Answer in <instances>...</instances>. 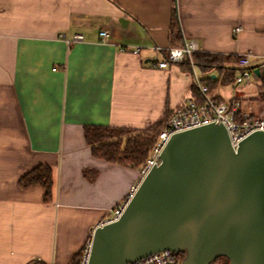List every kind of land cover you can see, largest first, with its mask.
<instances>
[{
    "label": "crops",
    "instance_id": "1",
    "mask_svg": "<svg viewBox=\"0 0 264 264\" xmlns=\"http://www.w3.org/2000/svg\"><path fill=\"white\" fill-rule=\"evenodd\" d=\"M175 14L182 44L195 41L225 72L249 55L264 73V0H0V264H71L139 182L140 170L92 155L86 127L146 130L200 100L187 63L152 66L166 60L154 47H173ZM75 35L84 41L68 44ZM132 47L142 51H121ZM208 74L210 92L224 86L222 71ZM232 88L229 101L211 97L264 118L259 88ZM43 166L50 202L19 185Z\"/></svg>",
    "mask_w": 264,
    "mask_h": 264
},
{
    "label": "water",
    "instance_id": "2",
    "mask_svg": "<svg viewBox=\"0 0 264 264\" xmlns=\"http://www.w3.org/2000/svg\"><path fill=\"white\" fill-rule=\"evenodd\" d=\"M160 161L120 220L94 230L89 264L162 251L181 254L180 264H264V132L234 148L222 125L185 131Z\"/></svg>",
    "mask_w": 264,
    "mask_h": 264
},
{
    "label": "built area",
    "instance_id": "3",
    "mask_svg": "<svg viewBox=\"0 0 264 264\" xmlns=\"http://www.w3.org/2000/svg\"><path fill=\"white\" fill-rule=\"evenodd\" d=\"M236 31L238 33L241 32V28H237ZM100 35L103 41H107L109 38L108 31H102ZM83 41L84 37L82 35H75L73 41L68 42V44ZM153 49L159 52H166L165 61L152 65L155 69H167L170 63L189 64L193 75V83L200 100H188L182 107L173 112L161 130L149 159L140 169L141 178L139 182L131 187L126 198L111 210L108 218L104 222H101L99 226L112 224L120 220L131 199L136 194L142 180L149 174L153 167L160 165V156L174 135L211 124L222 125L227 130L233 147L236 148L242 140L251 134L264 132V118H257L243 112L239 101L234 100L229 103H222L210 96V88L207 82L203 81L196 72L193 56L198 52V47L195 41L185 42L182 47H171L167 50H163L160 47H154ZM121 51L140 54L142 48H122ZM237 66L239 73L235 79V85L241 86L249 84L251 78L255 76L254 69H256L251 64L250 56L244 55L238 58ZM92 237L93 234L86 241L80 252L81 264H89L92 250ZM181 260V254L162 251L131 264H180Z\"/></svg>",
    "mask_w": 264,
    "mask_h": 264
},
{
    "label": "trees",
    "instance_id": "4",
    "mask_svg": "<svg viewBox=\"0 0 264 264\" xmlns=\"http://www.w3.org/2000/svg\"><path fill=\"white\" fill-rule=\"evenodd\" d=\"M181 42V28L175 14L171 28V44L173 47H182ZM193 61L195 66L204 73H209L212 69L222 71L225 74L223 85L235 83L239 69L232 68L225 72L221 68L224 61L220 58L196 53ZM234 61L238 63V58ZM217 80L218 78L215 80L209 78L207 80L209 88ZM259 81L258 100L264 103V73L261 74ZM167 121L158 122L146 130L89 126L85 128V141L95 158L124 168L140 170L149 159ZM19 185L25 190L42 187L45 190V202H50L53 195L52 170L49 167H40L23 176ZM71 264H81V253L74 256ZM214 264H229V261L226 258H220Z\"/></svg>",
    "mask_w": 264,
    "mask_h": 264
},
{
    "label": "rangeland",
    "instance_id": "5",
    "mask_svg": "<svg viewBox=\"0 0 264 264\" xmlns=\"http://www.w3.org/2000/svg\"><path fill=\"white\" fill-rule=\"evenodd\" d=\"M196 72L197 74L202 78L203 81L207 82V80L209 79L208 76H210L208 73H204L201 71L200 68L196 67ZM249 84L253 87V88H256L257 92H258V88L260 86V81H259V78H257L256 76L252 77ZM232 85L233 84H227V85H219L217 87H215L214 90H212L210 92V96H213L216 94V92H218V90H220L222 92V89L224 88H230L231 90L233 89L232 88ZM244 87L247 86V85H243ZM229 90V89H228ZM222 95H220V97H222V99H224L225 101H229V94H224V92L221 93ZM258 95H259V92L257 94V100H258ZM259 101V100H258Z\"/></svg>",
    "mask_w": 264,
    "mask_h": 264
}]
</instances>
